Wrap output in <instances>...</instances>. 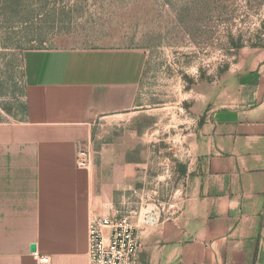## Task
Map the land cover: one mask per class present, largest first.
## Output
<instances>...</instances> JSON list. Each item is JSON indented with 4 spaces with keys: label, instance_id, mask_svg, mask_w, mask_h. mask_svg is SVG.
Returning a JSON list of instances; mask_svg holds the SVG:
<instances>
[{
    "label": "crops",
    "instance_id": "0c3cea01",
    "mask_svg": "<svg viewBox=\"0 0 264 264\" xmlns=\"http://www.w3.org/2000/svg\"><path fill=\"white\" fill-rule=\"evenodd\" d=\"M22 60V109L0 119V264H88L91 218L121 215L141 229L142 264H264V49L167 159L162 145L133 154L116 137L139 104L144 50L39 48Z\"/></svg>",
    "mask_w": 264,
    "mask_h": 264
},
{
    "label": "rangeland",
    "instance_id": "374dc122",
    "mask_svg": "<svg viewBox=\"0 0 264 264\" xmlns=\"http://www.w3.org/2000/svg\"><path fill=\"white\" fill-rule=\"evenodd\" d=\"M100 47L146 52L139 104L116 137L133 154L162 145L167 159L264 49V0H0V119L22 109L26 50Z\"/></svg>",
    "mask_w": 264,
    "mask_h": 264
},
{
    "label": "built area",
    "instance_id": "2783aa9c",
    "mask_svg": "<svg viewBox=\"0 0 264 264\" xmlns=\"http://www.w3.org/2000/svg\"><path fill=\"white\" fill-rule=\"evenodd\" d=\"M77 164L89 168L91 155L87 150H80ZM155 222L154 217L146 218ZM88 264H142L141 229L128 215L115 217L93 216L89 222ZM40 263H50L49 255L33 252Z\"/></svg>",
    "mask_w": 264,
    "mask_h": 264
},
{
    "label": "water",
    "instance_id": "95a60500",
    "mask_svg": "<svg viewBox=\"0 0 264 264\" xmlns=\"http://www.w3.org/2000/svg\"><path fill=\"white\" fill-rule=\"evenodd\" d=\"M31 250H32L33 252L37 250V246H36V244H32V245H31Z\"/></svg>",
    "mask_w": 264,
    "mask_h": 264
}]
</instances>
